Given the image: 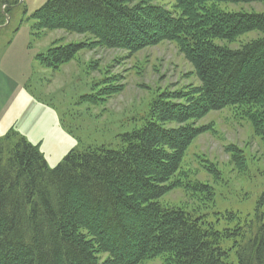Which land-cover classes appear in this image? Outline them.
I'll list each match as a JSON object with an SVG mask.
<instances>
[{"label":"trees","instance_id":"1","mask_svg":"<svg viewBox=\"0 0 264 264\" xmlns=\"http://www.w3.org/2000/svg\"><path fill=\"white\" fill-rule=\"evenodd\" d=\"M219 1L264 2L175 0V14L148 0H45L34 11L36 30L89 33L106 47L175 40L200 85L185 104L169 100L179 93L161 94L141 126L122 135L121 148L74 146L54 166L12 128L0 135V264H264L263 196L248 220L233 211L210 220L159 203L205 128L188 120L236 106L264 132V12L222 11ZM17 2L0 0V25ZM251 30L262 35L237 48L214 42ZM84 47L52 44L36 57L55 69ZM111 88L100 92L118 90Z\"/></svg>","mask_w":264,"mask_h":264},{"label":"rangeland","instance_id":"2","mask_svg":"<svg viewBox=\"0 0 264 264\" xmlns=\"http://www.w3.org/2000/svg\"><path fill=\"white\" fill-rule=\"evenodd\" d=\"M44 1L18 0L11 6V13L0 25V70L19 83L28 97L57 114L62 130L74 138V146L104 144L119 149L122 135L141 126L151 104L161 94L179 93V98L169 100L185 104L200 85L192 64L175 40H160L129 50L100 45L89 33L36 30L32 14ZM139 1L128 0L127 4ZM148 2L176 14L175 0ZM215 5L222 11L264 12L262 1H219ZM260 35L261 32L251 30L233 41L217 38L214 42L237 48ZM71 42H82L85 47L58 68L46 67L36 57L52 44ZM107 87L118 90L100 92ZM244 111L228 106L188 120L205 128L186 147L174 177L176 184L160 197L161 205L183 208L194 216L205 212L210 220L226 211L237 213L241 220L253 216L258 201L264 197V132L255 129ZM261 115L260 128L264 130V113ZM15 125L10 129L28 140ZM164 126L178 124L167 122ZM217 225L221 228L225 223ZM159 262L155 258L140 264Z\"/></svg>","mask_w":264,"mask_h":264},{"label":"crops","instance_id":"3","mask_svg":"<svg viewBox=\"0 0 264 264\" xmlns=\"http://www.w3.org/2000/svg\"><path fill=\"white\" fill-rule=\"evenodd\" d=\"M22 88L0 70V135L16 124L30 142L40 145L49 165L54 166L74 146V138L62 130L55 112L36 103Z\"/></svg>","mask_w":264,"mask_h":264},{"label":"water","instance_id":"4","mask_svg":"<svg viewBox=\"0 0 264 264\" xmlns=\"http://www.w3.org/2000/svg\"><path fill=\"white\" fill-rule=\"evenodd\" d=\"M0 27H2V26H0Z\"/></svg>","mask_w":264,"mask_h":264}]
</instances>
